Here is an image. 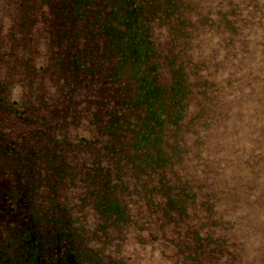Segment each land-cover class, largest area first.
I'll return each instance as SVG.
<instances>
[{
  "label": "trees",
  "instance_id": "obj_1",
  "mask_svg": "<svg viewBox=\"0 0 264 264\" xmlns=\"http://www.w3.org/2000/svg\"><path fill=\"white\" fill-rule=\"evenodd\" d=\"M5 118L39 264H264V0H0Z\"/></svg>",
  "mask_w": 264,
  "mask_h": 264
},
{
  "label": "flooded vegetation",
  "instance_id": "obj_2",
  "mask_svg": "<svg viewBox=\"0 0 264 264\" xmlns=\"http://www.w3.org/2000/svg\"><path fill=\"white\" fill-rule=\"evenodd\" d=\"M2 106L6 109L7 102H3ZM0 121L1 127L6 128V118ZM3 143V137L0 136V264H39L38 254H35L38 241L35 239L26 247L30 239L26 238L25 225L30 216L17 195L18 185L10 179L8 150Z\"/></svg>",
  "mask_w": 264,
  "mask_h": 264
}]
</instances>
